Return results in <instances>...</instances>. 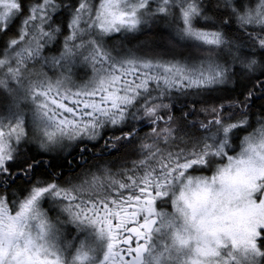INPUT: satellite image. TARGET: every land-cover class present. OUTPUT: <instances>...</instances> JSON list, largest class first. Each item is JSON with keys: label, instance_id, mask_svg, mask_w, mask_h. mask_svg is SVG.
<instances>
[{"label": "snow or ice", "instance_id": "1", "mask_svg": "<svg viewBox=\"0 0 264 264\" xmlns=\"http://www.w3.org/2000/svg\"><path fill=\"white\" fill-rule=\"evenodd\" d=\"M0 264H264V0H0Z\"/></svg>", "mask_w": 264, "mask_h": 264}]
</instances>
